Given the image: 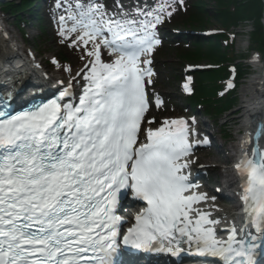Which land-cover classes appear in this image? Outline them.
Returning a JSON list of instances; mask_svg holds the SVG:
<instances>
[{"label":"snow or ice","instance_id":"6c2138e0","mask_svg":"<svg viewBox=\"0 0 264 264\" xmlns=\"http://www.w3.org/2000/svg\"><path fill=\"white\" fill-rule=\"evenodd\" d=\"M81 15L87 22L78 24L83 30L72 43L82 44L92 59L82 69L86 84L79 103L63 102L73 95L70 81L46 103L0 112V264H117L122 221L116 211L129 190L147 207L135 215L123 245L173 257L186 245L224 264H256L264 249V153L253 147L259 158L245 153L235 166L247 180L241 197L245 225L233 224L225 239L206 226L219 223L208 213L197 212L193 224V203L207 198L187 194L195 187L184 171L192 162L186 158L194 130L183 118L165 120L140 140L144 78L151 76L141 66L151 61L141 57L160 41L147 31L137 37L135 21L121 22L103 5ZM124 36L135 42H124ZM102 48H111L115 59L105 63Z\"/></svg>","mask_w":264,"mask_h":264},{"label":"bare ground","instance_id":"6f19581e","mask_svg":"<svg viewBox=\"0 0 264 264\" xmlns=\"http://www.w3.org/2000/svg\"><path fill=\"white\" fill-rule=\"evenodd\" d=\"M2 25V21L0 23V27ZM5 30L8 32V34H10L11 36V40L15 41V43L17 42V36L16 34L8 27L4 26ZM2 42V41H0ZM3 45H5V42L3 43ZM2 45V46H3ZM18 49H22L20 46L18 47ZM25 53L27 58L31 59V56L29 54H26V52L24 50H21ZM60 78H54L53 80H55V82H57V80H59ZM80 77L79 75H76L74 77H72L70 80L72 83H77L79 81ZM242 96L243 99L242 103L240 105V109L246 107V105L248 106V108H244L243 113L239 116V119H241V117L243 116V114H247V116L242 120H238L240 121V128H245L248 124V120H249V116L252 113V111L254 113H258V111L262 108V106H264V77L260 76V77H253L249 80L248 84L243 86L242 89ZM192 122V121H190ZM203 157L206 158L205 163L207 165H205V169L208 170V168H211V164L215 161H218L219 158L218 153H214L211 154V151H206L202 153ZM209 178V177H208ZM215 179H217V177H215ZM208 208L210 209V211L214 214L219 215L220 217L226 216L227 214V210L225 209H220L218 207L215 206H208Z\"/></svg>","mask_w":264,"mask_h":264},{"label":"rangeland","instance_id":"374dc122","mask_svg":"<svg viewBox=\"0 0 264 264\" xmlns=\"http://www.w3.org/2000/svg\"><path fill=\"white\" fill-rule=\"evenodd\" d=\"M10 2L17 3L18 1L17 0H10ZM203 4L209 8L213 7L215 5V3H213L212 0H205L203 2ZM214 8H212V9L214 10ZM23 16H25V14ZM3 17H5V19H6L7 26H10L13 29V31L18 35L17 26L15 25L16 22L11 20V18L5 12L3 14ZM216 24L217 23L215 21H211L210 23H205V26H206V28H212L214 26H217ZM35 28H36L35 24L30 25L27 23V26L24 28V30H25L24 32L28 36V39H29V35L31 36V35L36 33ZM30 39H31V41H34V37H31ZM33 44L37 45L38 47H41V45H39L37 43H33ZM54 50H55V45L51 44V45H49L48 49H46L40 53V56L43 57L44 59H47L50 57V55L54 54ZM69 60H70V58H69ZM159 63H160L161 73H164V72L166 73L165 84H167L169 86V88H168L169 92L173 95V97H177V94H178V78L183 72V65L185 63H191V61L180 60L177 58V56L174 52L169 51L168 53H166L162 57L160 56ZM56 64H58V63H56ZM63 64L65 65L66 63H63ZM72 64H73V66H77L79 64V62L75 61V62H72ZM224 89H226V88L224 87ZM241 93H242V91H241ZM225 119H226V117H223L222 121H224ZM219 160H224V159H219Z\"/></svg>","mask_w":264,"mask_h":264}]
</instances>
